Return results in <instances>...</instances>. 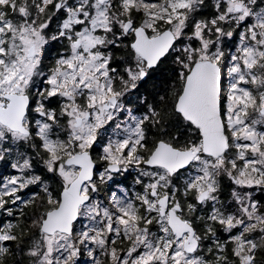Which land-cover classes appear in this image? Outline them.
Instances as JSON below:
<instances>
[{"label":"snow or ice","instance_id":"obj_1","mask_svg":"<svg viewBox=\"0 0 264 264\" xmlns=\"http://www.w3.org/2000/svg\"><path fill=\"white\" fill-rule=\"evenodd\" d=\"M0 164V264H264V0H0Z\"/></svg>","mask_w":264,"mask_h":264},{"label":"trees","instance_id":"obj_2","mask_svg":"<svg viewBox=\"0 0 264 264\" xmlns=\"http://www.w3.org/2000/svg\"><path fill=\"white\" fill-rule=\"evenodd\" d=\"M237 43H238L237 37H233L229 41L225 40V42H224L225 51L230 52V51L234 50ZM62 47H65V45L63 43H61V45H59L57 42H53L47 48V54H46V57L44 59V63H43V58H42V66H43L44 72L47 73L49 68L54 65L55 60H53V55H54V53L59 54V52L62 50L60 48H62ZM172 68H173V65L171 62V58H169L165 62V64L163 65V69L158 70L153 74V79L149 82V86H148L149 91L163 93L166 90L175 86V77H174V73L172 71ZM143 91H144L143 89L140 90V92H143ZM149 100L151 101V97H149ZM3 169L6 170L7 174L11 175V172H12L11 167H9L5 164V167H3ZM0 178H3V177H0ZM102 192L104 195H108L109 188L107 186H105L104 189L102 190ZM255 195L257 198L264 199V193L258 192ZM10 219H13V218H10ZM206 243H209V242H206Z\"/></svg>","mask_w":264,"mask_h":264},{"label":"rangeland","instance_id":"obj_3","mask_svg":"<svg viewBox=\"0 0 264 264\" xmlns=\"http://www.w3.org/2000/svg\"><path fill=\"white\" fill-rule=\"evenodd\" d=\"M226 41H229L228 39H225ZM229 44V43H228ZM227 45V44H226ZM43 58V57H42ZM41 70L43 71V66L41 64ZM44 72V71H43ZM46 73V72H45ZM37 83L38 84H42V80L40 78H37ZM228 83V79L226 77V82L225 85H227ZM127 97L125 98V103L128 106V103L126 101ZM134 112V111H133ZM128 121V115L127 113H124V116H120L119 119H117L116 121H113L112 127L110 128V133L107 134H111L114 130H115V125L117 123H127ZM99 146V145H98ZM3 167H5V164H0V176L3 177V179L8 178L11 175H15L17 174L16 171L14 169L11 168V175L7 174L6 170L3 169ZM4 170V171H3ZM37 172H40L41 169L37 168L36 170ZM136 173L134 171H131L129 174H127L128 178L126 176L121 177L122 179H118L116 178L117 181H123L122 185H116L110 182V189L112 190H116L117 188L119 189H127L129 194L131 195L135 190H138L139 186L134 184V177H135ZM227 178H224V182H227ZM108 187V185H106ZM109 188V187H108ZM37 191L36 187H30L28 189H26L24 192L21 193V195L27 199L33 192ZM259 191H257L256 193H258ZM255 193V194H256ZM109 195V193H108ZM108 195H104L103 192H101L100 197H106ZM10 218L12 217H7L4 213H2V215L0 216V220H10ZM77 227L79 228L80 225L78 224ZM81 264H87V257L84 256L81 259Z\"/></svg>","mask_w":264,"mask_h":264},{"label":"flooded vegetation","instance_id":"obj_4","mask_svg":"<svg viewBox=\"0 0 264 264\" xmlns=\"http://www.w3.org/2000/svg\"><path fill=\"white\" fill-rule=\"evenodd\" d=\"M54 42H57L59 45H61V43H62V42H59V41H54ZM52 43H53V42H50L49 45H46V46H45V51H44V53H43V63H44V59H45L46 54H47V48H48ZM60 49H62V50L59 52V54L54 53V55H53V60H56V59L58 58V56H59L60 54L63 53V51H64V47H62V48H60ZM60 49H59V50H60ZM225 82H226V77H225V81H224V83H225ZM138 95H139V93H133V94H130V95L127 97V99H126L127 103H128V100H130V99L133 101L131 104H128V107H129L130 109H132L134 112H137L138 109H139L140 111H142V109L140 108V102H139V100L135 99V97L138 96ZM137 114H139V113L137 112ZM120 116H124V113H121ZM120 116H119V117H120ZM119 117H118L117 119H119ZM111 127H112V124H109V125L107 126V129H106V130H102L101 140H103V139L105 138V136L108 135L107 133H110V130H111L110 128H111ZM99 154H100V153H99V146H97L96 150L94 151V155H95V156H98ZM97 168H98L99 170H102V168H103V164H98V165H97ZM123 176H126V177L128 178L127 174L117 175L116 178H118V179H122L121 177H123ZM224 183H225V184H228L229 181L224 182ZM119 185H122V183L119 184ZM108 187H109V190H110V184L108 185ZM1 215H2V214H1ZM1 215H0V216H1Z\"/></svg>","mask_w":264,"mask_h":264},{"label":"water","instance_id":"obj_5","mask_svg":"<svg viewBox=\"0 0 264 264\" xmlns=\"http://www.w3.org/2000/svg\"><path fill=\"white\" fill-rule=\"evenodd\" d=\"M2 214V212H0V215Z\"/></svg>","mask_w":264,"mask_h":264},{"label":"bare ground","instance_id":"obj_6","mask_svg":"<svg viewBox=\"0 0 264 264\" xmlns=\"http://www.w3.org/2000/svg\"><path fill=\"white\" fill-rule=\"evenodd\" d=\"M1 177V176H0Z\"/></svg>","mask_w":264,"mask_h":264}]
</instances>
